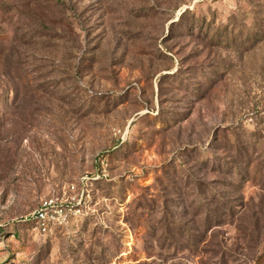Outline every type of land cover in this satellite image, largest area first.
<instances>
[{"label": "rangeland", "instance_id": "obj_1", "mask_svg": "<svg viewBox=\"0 0 264 264\" xmlns=\"http://www.w3.org/2000/svg\"><path fill=\"white\" fill-rule=\"evenodd\" d=\"M0 264H264V0H0Z\"/></svg>", "mask_w": 264, "mask_h": 264}, {"label": "built area", "instance_id": "obj_2", "mask_svg": "<svg viewBox=\"0 0 264 264\" xmlns=\"http://www.w3.org/2000/svg\"><path fill=\"white\" fill-rule=\"evenodd\" d=\"M46 206H47L46 208H42L41 210H39L35 214V216H33V218L30 219V221L40 223L41 229L43 231L46 230L47 224L49 222H52V220H54L56 218L55 214L59 213V211H57V210H52L51 212L48 211L49 208L55 207L54 200H51L49 203L46 204Z\"/></svg>", "mask_w": 264, "mask_h": 264}, {"label": "trees", "instance_id": "obj_3", "mask_svg": "<svg viewBox=\"0 0 264 264\" xmlns=\"http://www.w3.org/2000/svg\"><path fill=\"white\" fill-rule=\"evenodd\" d=\"M237 154L239 155V157L241 158V160L246 164V166H248V165H251V164H253V162H254V160H252L251 158L252 157H247L246 159H244V154H241L240 152H239V150H237ZM245 160V161H244ZM251 163V164H250ZM250 167V166H249ZM257 173H259L258 175H260L261 174V171H260V169L258 168L257 169ZM257 173H256V175H257ZM241 177H243V174H239ZM245 179V178H244ZM30 222H33V221H30ZM18 235V234H17Z\"/></svg>", "mask_w": 264, "mask_h": 264}]
</instances>
